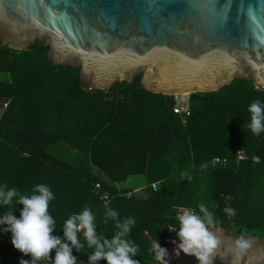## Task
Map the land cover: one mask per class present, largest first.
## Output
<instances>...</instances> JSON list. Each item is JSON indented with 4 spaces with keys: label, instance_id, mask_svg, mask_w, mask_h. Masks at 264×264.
I'll return each instance as SVG.
<instances>
[{
    "label": "trees",
    "instance_id": "16d2710c",
    "mask_svg": "<svg viewBox=\"0 0 264 264\" xmlns=\"http://www.w3.org/2000/svg\"><path fill=\"white\" fill-rule=\"evenodd\" d=\"M48 49L36 41L16 50L0 40V187L29 195L38 184L49 186L55 197L49 203L56 221L53 235H61L68 217L88 206L97 232L111 239L117 229L112 220L103 223L107 205L121 220L135 219L128 235L139 247L135 259L151 264L152 242L157 238L166 248L172 238L168 227H179L178 207L199 211L204 203L217 226L264 238V133L255 136L241 127L250 120L248 106L256 99L264 102V88L237 78L217 92L191 94L184 124L173 110L174 96L145 89L142 74L110 89H89L78 67L52 64ZM59 142L86 152L87 158L74 164L48 151ZM239 149L248 155L240 162ZM167 152L170 162L164 159ZM217 155L227 159L225 168L211 165ZM132 177L136 182L145 178V186L128 185ZM98 182L102 187L95 190ZM105 192L113 194L108 204ZM22 207L13 210L17 218ZM225 207L235 209V215L229 217ZM6 211L0 207V217ZM7 227L0 225V264L30 261L13 247L11 232L3 230ZM93 251L85 243L82 252L73 248L72 254L88 264Z\"/></svg>",
    "mask_w": 264,
    "mask_h": 264
},
{
    "label": "water",
    "instance_id": "95a60500",
    "mask_svg": "<svg viewBox=\"0 0 264 264\" xmlns=\"http://www.w3.org/2000/svg\"><path fill=\"white\" fill-rule=\"evenodd\" d=\"M0 40L16 50L36 41L54 65L80 69L91 88L110 89L142 74L145 89L167 96L217 92L237 78L264 88V0H0ZM223 240L213 264H264V238L236 259L240 235ZM175 241V243H173ZM166 249L169 264H199ZM151 264H159L152 260Z\"/></svg>",
    "mask_w": 264,
    "mask_h": 264
},
{
    "label": "clouds",
    "instance_id": "9594fccd",
    "mask_svg": "<svg viewBox=\"0 0 264 264\" xmlns=\"http://www.w3.org/2000/svg\"><path fill=\"white\" fill-rule=\"evenodd\" d=\"M250 120L244 122L243 129L250 131L255 136L264 133V102L254 100L247 108ZM247 134V132H246ZM183 175V174H182ZM189 180L191 177H187ZM50 187L38 184L31 194H21L16 188L0 187V207L6 208L5 214L0 217V225H7L4 231L12 234L13 247L25 255H30L31 260L21 259L19 264H77V258L72 254L73 248L82 252L85 243L94 251L88 254V264H98L106 260L107 264H140L135 259L139 251L138 245L128 239L131 228L135 225L134 218L120 219L117 210L105 206L103 223L109 220L115 222L117 231L111 239L105 233L97 232L96 217L90 207L85 206L79 213L71 214L63 225V237L53 235L56 230V221L49 214V203L54 199ZM17 204H22L20 217L13 215ZM199 213L194 209L179 211L176 220L178 229L168 227L175 231L179 243L174 249L175 255L181 252L194 256L199 264H213L214 259L220 256L223 240L217 235V221L214 220L208 207L201 203L198 205ZM218 207V205H216ZM224 212L232 217L235 209L225 207ZM81 234L85 243H81ZM175 243V241H173ZM252 241L245 239L241 233L230 246L235 258H242L251 248ZM55 250L54 260L50 253ZM151 252L153 259L159 264H169L166 259L168 251L162 247L156 238L152 242Z\"/></svg>",
    "mask_w": 264,
    "mask_h": 264
},
{
    "label": "built area",
    "instance_id": "2783aa9c",
    "mask_svg": "<svg viewBox=\"0 0 264 264\" xmlns=\"http://www.w3.org/2000/svg\"><path fill=\"white\" fill-rule=\"evenodd\" d=\"M89 89H92L91 87H88ZM259 88V87H257ZM174 98H175V104H174V112L175 113H178V114H181L182 115V120H183V123L184 124H187V117L191 114V109H190V106H189V103L185 102L184 100V95H173ZM9 102L10 100L8 99L5 103H4V108H7L8 105H9ZM25 155H28L27 152H24ZM248 158V155L246 153L245 150L243 149H239L237 151V160L238 162L242 161V160H245ZM254 159H258L257 157H255ZM211 165L215 168H225L227 166V159L224 158V157H221L219 155L215 156L212 161L210 162ZM102 187V184L100 182L96 183L95 184V190H100ZM152 187L154 189H157L158 187V183L157 182H153L152 183ZM131 192L128 193V196H131ZM113 194H111L110 192H105L102 197L104 199V204H108L112 198ZM184 209H194L197 213H199V211H197L195 208L193 207H189V206H179L178 207V212L179 211H182ZM177 212V213H178ZM214 220H215V214L213 212H211ZM173 228V227H171ZM176 232L175 231H171L170 235L171 237L173 238L174 236H176ZM60 237H63V231H62V234L60 235ZM50 256L51 258L54 260L55 258V250H53L51 253H50ZM8 264H19V261L17 260H13V261H10ZM77 264H83L81 261L77 260Z\"/></svg>",
    "mask_w": 264,
    "mask_h": 264
},
{
    "label": "rangeland",
    "instance_id": "374dc122",
    "mask_svg": "<svg viewBox=\"0 0 264 264\" xmlns=\"http://www.w3.org/2000/svg\"><path fill=\"white\" fill-rule=\"evenodd\" d=\"M1 75V72H0ZM184 100L185 102L189 103V95L188 94H184ZM49 152H51L52 154L67 160L71 163L74 164H79V162L85 158H87L88 154L86 152L77 150L76 148H74L73 146H70L67 143H62V144H58L56 146L50 147L48 149ZM170 158H171V153L167 152L164 155V159L165 161H169L170 162ZM145 181V178H142L140 181L136 182L135 185L137 187H139L138 189L144 187L145 185L142 184Z\"/></svg>",
    "mask_w": 264,
    "mask_h": 264
},
{
    "label": "crops",
    "instance_id": "0c3cea01",
    "mask_svg": "<svg viewBox=\"0 0 264 264\" xmlns=\"http://www.w3.org/2000/svg\"><path fill=\"white\" fill-rule=\"evenodd\" d=\"M62 143H64V142H59L58 144H62ZM57 144V145H58ZM56 146V145H55ZM92 172L93 173H95V174H97V175H99L100 177H102V178H104L105 180H107V181H110V178L104 173V172H102L100 169H98V168H96V167H92ZM135 183H136V179H135V177H132V178H130L129 180H128V182H127V184L128 185H135ZM63 231V230H62ZM62 234V233H61ZM60 236V235H59ZM128 239H129V237H128ZM135 258V257H134Z\"/></svg>",
    "mask_w": 264,
    "mask_h": 264
}]
</instances>
